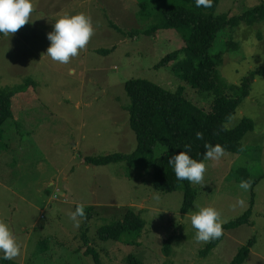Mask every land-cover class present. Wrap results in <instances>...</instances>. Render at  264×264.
<instances>
[{"label": "rangeland", "instance_id": "374dc122", "mask_svg": "<svg viewBox=\"0 0 264 264\" xmlns=\"http://www.w3.org/2000/svg\"><path fill=\"white\" fill-rule=\"evenodd\" d=\"M145 4L142 7L140 4ZM31 21L14 34H0V88H18L14 116L0 128V221L9 225L21 246L17 264H231L254 239L244 264H264V77L257 76L250 96L226 125L251 119L254 131L242 154L226 152L206 160L201 183H191L197 198L182 215L184 190L156 191L149 166L154 154L107 166L88 165V157L131 155L137 148L127 110L125 84L150 81L170 92L183 88L188 99L211 111L213 96L200 93L178 77L173 67L156 68L167 55L185 46L178 30L144 32L165 21L158 0H32ZM264 0H221L217 14L240 16ZM84 13L94 35L78 56L61 64L46 56L48 33L65 15ZM231 43L237 44L236 47ZM105 51L107 53H100ZM213 55H223L219 74L240 85L264 69V21L220 32ZM247 174L245 179L242 174ZM245 179V180H244ZM250 182L245 191L239 185ZM257 182V183H256ZM256 183V184H254ZM254 201L250 224L223 230L224 239L206 257L209 242L197 241L191 215L213 207L223 226L244 215ZM242 201V203H241ZM83 205V217L71 213ZM142 212L146 223L136 243L102 241L103 227ZM170 240L172 252H164ZM3 254L0 253V259Z\"/></svg>", "mask_w": 264, "mask_h": 264}, {"label": "trees", "instance_id": "16d2710c", "mask_svg": "<svg viewBox=\"0 0 264 264\" xmlns=\"http://www.w3.org/2000/svg\"><path fill=\"white\" fill-rule=\"evenodd\" d=\"M165 5L161 9L165 21L160 25L151 26L144 33L151 36L160 29L178 30L183 37L185 46L173 52L156 66L160 68L175 62L173 70L181 80L188 83L200 93L213 96L211 111L200 108L185 95L183 88L170 92L150 81L133 79L125 84V92L129 98L127 110L130 114L129 123L137 137V148L131 155L114 154L108 156L88 157L86 163L94 166H107L112 163L129 161L133 165L157 151L158 156L150 162L153 171V186L156 191L172 193L184 190L185 199L182 215H187L194 205L197 192L191 182L177 180L172 165L168 163L174 155L186 151L190 158L200 161L207 151L205 144H220L226 152L242 154L244 140L254 131V123L245 118L235 128L226 125L235 116L237 109L250 96L256 77H264V69L252 72L240 85H228L221 80L219 67L223 63V55L214 56L212 51L220 32L227 28H237L241 24L253 26L264 21V4L250 9L240 16L230 17L229 14L218 15L217 8L221 0H212V7H197L196 0H158ZM142 7L145 4H140ZM236 47L237 44L231 43ZM237 49V47L235 48ZM100 53H107L100 51ZM18 88H0V128L13 118L12 99ZM197 133L203 138L197 139ZM188 146V147H185ZM137 164V163H136ZM242 176L247 179V174ZM244 179V180H245ZM257 183V182H256ZM254 183V184H256ZM254 207L237 220L223 226V230H232L250 224ZM146 226L142 212L129 210L123 220L99 230L102 241L136 243L142 236ZM224 239L211 240L201 251L206 257ZM254 245V239L242 247L231 264H244ZM164 252L171 255L170 240L166 242ZM92 255L95 264H102L99 253L87 252ZM0 264H17L11 260L0 259ZM128 264H140L134 256L128 258Z\"/></svg>", "mask_w": 264, "mask_h": 264}, {"label": "clouds", "instance_id": "9594fccd", "mask_svg": "<svg viewBox=\"0 0 264 264\" xmlns=\"http://www.w3.org/2000/svg\"><path fill=\"white\" fill-rule=\"evenodd\" d=\"M196 6L212 7V0H196ZM33 12L32 0H0V34H14L31 21ZM94 35L92 20L84 13L65 15L54 23L53 31L48 33L47 39L50 46L46 56L61 64H68L70 59L78 56ZM202 133H197V139H202ZM188 147V146H185ZM207 151L205 160H219L225 154V149L220 144L215 146L205 144ZM177 180H187L199 184L204 179L206 164L190 158L186 151L180 152L169 159ZM239 187L247 191L250 182H242ZM242 203V201H241ZM71 219L78 227L77 217H83V205H78L72 212ZM223 220L220 213L213 207H201L191 215V225L196 230L197 241L209 242L219 239L223 235ZM21 246L11 231L9 225L0 221V253L2 259L11 260L20 255Z\"/></svg>", "mask_w": 264, "mask_h": 264}]
</instances>
